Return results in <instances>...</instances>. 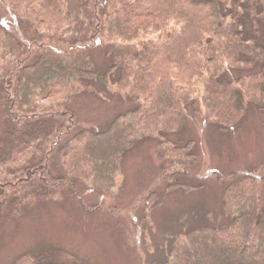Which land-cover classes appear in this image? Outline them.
<instances>
[{
	"label": "trees",
	"instance_id": "1",
	"mask_svg": "<svg viewBox=\"0 0 264 264\" xmlns=\"http://www.w3.org/2000/svg\"><path fill=\"white\" fill-rule=\"evenodd\" d=\"M0 6L17 24L0 20L6 65L0 216L19 215L54 187L111 190L122 156L148 137L157 140L161 175L174 190L198 155L192 142L164 133L203 114L229 134L251 105L264 109V36L244 32L264 21V0H0ZM93 48L104 51L103 66L93 61ZM110 88L130 108L102 131L78 129L73 97L103 96ZM43 101L53 105L40 110ZM246 178L225 190L228 223L180 233L175 250L153 264H264V172ZM21 264L73 263L37 250Z\"/></svg>",
	"mask_w": 264,
	"mask_h": 264
},
{
	"label": "rangeland",
	"instance_id": "2",
	"mask_svg": "<svg viewBox=\"0 0 264 264\" xmlns=\"http://www.w3.org/2000/svg\"><path fill=\"white\" fill-rule=\"evenodd\" d=\"M11 19L0 6L5 27L16 24ZM259 25L250 23L244 32L260 39L264 21ZM27 35L34 36L30 26ZM91 57L102 66L106 62L101 48H93ZM5 69L0 64V76ZM128 104L110 88L103 96L90 91L78 94L69 106L77 115L78 129L102 131L130 108ZM51 105L43 101L39 109ZM0 120L2 134L5 122ZM164 136L192 142L197 152L188 178L179 177L182 186L168 190L157 140L148 137L122 156L111 190L96 192L89 183L79 184L75 192L54 187L50 197L33 201L19 215L0 216V264H21L37 250L53 252L73 264H153L175 250L180 233L228 223L226 188L249 174L264 172V109L251 105L229 134H222L203 114H194L183 129Z\"/></svg>",
	"mask_w": 264,
	"mask_h": 264
}]
</instances>
